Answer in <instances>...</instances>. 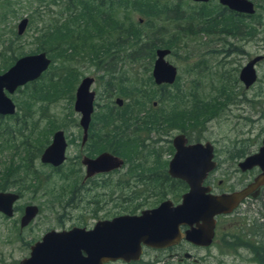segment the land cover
I'll use <instances>...</instances> for the list:
<instances>
[{
    "label": "flooded vegetation",
    "instance_id": "obj_1",
    "mask_svg": "<svg viewBox=\"0 0 264 264\" xmlns=\"http://www.w3.org/2000/svg\"><path fill=\"white\" fill-rule=\"evenodd\" d=\"M188 1L191 2L188 10L177 8L176 3L167 8L170 13L164 16V20L173 24L184 20L186 26L189 22L196 26H222L218 33H203L205 48L203 47L201 59L192 63L193 67L197 63L200 65L196 70L193 67L188 69L190 72L194 69L197 79H202L201 82L190 83L188 91L180 90L177 67L167 58L174 54L177 42V34L171 32V35L159 39H169L174 43L169 47H155L152 58L147 61L148 75L153 83L151 86L156 91L159 90L158 96L141 105L134 104V98L123 96L114 84L115 78L126 67V60L118 52L115 53V73L99 76L103 82L102 95L105 96L102 103L97 102L100 97L91 88L94 78L82 74L78 76L72 93L68 96L60 95L52 100L42 98L43 91L33 87L39 85L35 80L47 71L49 65L35 80L16 87L10 94L6 92L15 111L18 109L25 112L20 115L26 122L25 132L12 140L17 146L22 142L26 144V165L30 169V176L22 179L23 184L15 182L7 189H0L17 195L11 204L12 213L4 215L0 212V215L10 218L15 213L14 222L19 231L31 224L40 212V206L31 201L22 205L17 203L22 196L21 190L34 186L39 180L36 164L50 170L45 173L46 178L52 176V172L61 173L64 186L71 187V197L64 202L65 205L74 204L72 207L84 212L76 215L75 222L53 225L44 230L41 236L50 230L62 231L74 227L90 229L100 220L120 215H139L163 201H169L171 206L177 205L189 187L185 181L171 177L167 169L175 153L173 139L182 135L184 145L203 146L208 143L211 147L209 159L214 165L200 182V186L206 187L205 194L219 195L240 191L244 194L229 211L212 216L211 229L209 224L207 227L200 225V220L179 224L178 236L172 242L158 247L140 244L137 257L108 260L104 264H264V81L259 79V68L264 64V51L260 54L251 53V48L257 46L255 28L257 25H264V0H247L251 4L250 12L230 9L218 0ZM211 1L216 3L209 6ZM141 20L139 18V22ZM226 24L249 26L250 33H226ZM174 28L176 29L175 26ZM196 35L198 34L194 36ZM156 48L169 50L163 59L175 67L171 83L153 82L151 69L156 58ZM45 55L51 60L47 52ZM20 56L22 55L18 57ZM89 56V53H83L73 57V60L81 61V65L91 64L97 71H102L97 69V61ZM257 56L252 64L255 79L246 86L240 78V71ZM71 66L77 71L76 66ZM85 76L92 78L88 90L93 92V97L91 112L86 124H83L82 113L74 110L73 102L75 90ZM103 77L106 78L103 80ZM167 86L171 88L165 90ZM33 89L37 90L34 97L25 96L27 103H32L33 106L23 107L20 102L19 109L15 97L18 94L23 96ZM61 99L71 101L70 105L75 113L72 114L70 110L60 116L45 113L48 105ZM194 106H201V109L195 111L197 120L193 123V118L187 121L186 116H194ZM177 112L185 115L176 117ZM215 119L219 120L220 126L228 127L222 129L219 136L212 138L208 135L207 126ZM56 131L61 132L64 140L63 160L58 165H52L42 162L40 156L52 142ZM68 149L72 150L73 155H69ZM101 153L113 155L121 163L106 170H91L87 162ZM249 156V164H243L244 159ZM63 165L66 166L65 172L60 170ZM15 180L17 181L16 178ZM89 205L90 212H87ZM27 206H35L36 212L30 219L23 221ZM98 210H103L106 214L98 217ZM41 236L31 243L25 242L28 249Z\"/></svg>",
    "mask_w": 264,
    "mask_h": 264
},
{
    "label": "water",
    "instance_id": "obj_2",
    "mask_svg": "<svg viewBox=\"0 0 264 264\" xmlns=\"http://www.w3.org/2000/svg\"><path fill=\"white\" fill-rule=\"evenodd\" d=\"M218 2L233 10L245 12L252 10L247 0H218ZM26 24L27 18L22 17L16 24V33L21 34ZM168 52L167 48L155 49L156 58L151 69L155 84L171 83L174 79L175 67L163 59ZM257 58L258 56L249 61L240 71V78L246 86L255 79L252 64ZM49 63L50 59L46 57L45 52L39 51L16 58L0 73V115H10L15 111L14 104L6 92L10 94L16 87L35 80ZM91 80V77H83L74 94L73 108L82 113L83 124H86L92 109L93 92L88 90ZM183 141L182 135L174 137L175 153L167 169L171 177L185 181L189 187L188 191L182 194L177 205L171 206L169 201H163L152 209L142 211L139 215H120L109 220L97 221L90 229L74 227L62 231L50 230L30 246L28 256L20 259L19 264H104L108 260H127L137 257L140 244L158 247L172 242L178 236L179 224H190L192 221L200 220L202 222L200 225L207 227L209 224L211 229L212 216L229 211L244 192L205 194L206 187L200 186V182L214 165L209 159L211 147L208 143L203 146L184 145ZM63 151V137L60 131H56L52 142L41 154L40 160L58 165L63 160ZM249 162L250 156L244 159L243 164ZM120 163L119 158L101 153L88 161L87 166L93 171H100ZM16 197L15 193L0 191V212L10 215L11 204ZM35 212V206L25 207L22 220L30 219Z\"/></svg>",
    "mask_w": 264,
    "mask_h": 264
},
{
    "label": "trees",
    "instance_id": "obj_3",
    "mask_svg": "<svg viewBox=\"0 0 264 264\" xmlns=\"http://www.w3.org/2000/svg\"><path fill=\"white\" fill-rule=\"evenodd\" d=\"M33 3L35 7L30 12L29 22H33L35 18L41 20V10L43 14L56 13L61 18L45 22L36 31L35 39L40 47L39 50L47 51L52 62L56 63L49 68L50 71L47 69L48 76L43 78L42 74L39 77L42 81L33 87L43 91L42 98L52 100L60 95L68 96L70 92L72 93L75 81L81 74V71H75L73 66L67 64L72 62L73 57L89 53V58L97 61L98 70H102L106 75H113L116 71L114 67L117 52L123 60H126V67L114 81L119 92L126 98H134L133 102L136 105H141L144 101L158 96L156 89L151 86L153 83L150 76H140L139 71L141 70V74L148 72V64L143 63L142 60L147 57L151 59L155 47L160 45L169 47L174 43L169 39L160 40L149 37L147 33L148 30L151 35L155 32L158 34L165 32L153 21L160 15L166 16L170 13L167 8L173 7L170 5L171 0H34ZM178 5L179 2H176V6ZM9 6L8 3H4L0 9V72L21 55L14 45L19 36L13 29L7 30L10 33L9 40L5 42L3 39L6 32L4 22L7 20L8 13L11 12L8 9ZM52 7L54 9H51ZM134 13L140 15L141 22L139 19H133ZM186 17L190 16L186 15ZM177 19L180 18L177 17ZM188 24L181 29L173 27L177 40L183 36L218 33L222 28L217 24L197 26L190 22ZM224 28L225 32L230 34L250 33L249 26L238 27L226 24ZM154 29L160 31L157 32ZM199 65L200 63H197L192 67L198 68ZM36 94L37 90L33 89L21 96L20 102L23 107L31 108L33 104L27 103L25 96L31 98ZM200 109L201 106H194V116H186L187 121L193 118L194 123L197 120L195 111ZM22 114H25L23 110L19 114L15 111L12 115L0 116L1 190L13 186L15 182L23 184L22 179L30 176V169L26 165L28 148L25 143L22 142L17 146L12 140L13 137L21 136L25 132L26 122L20 118ZM183 114L185 115L183 112H177L176 117ZM3 152H6L5 159H1ZM32 176L34 177V174Z\"/></svg>",
    "mask_w": 264,
    "mask_h": 264
},
{
    "label": "rangeland",
    "instance_id": "obj_4",
    "mask_svg": "<svg viewBox=\"0 0 264 264\" xmlns=\"http://www.w3.org/2000/svg\"><path fill=\"white\" fill-rule=\"evenodd\" d=\"M33 2L34 0L32 2L31 0H0V9L4 6V3H8L10 5L8 9L11 10V12L8 13L7 20H5L4 22V31L6 32L3 35V39L5 42H7L9 40L8 38L10 37V33H8L7 30L13 29L16 33L17 22L22 17L27 18V24L23 32L18 35V40L14 39V45L18 48L21 55L38 52L40 47L37 45L35 39L37 29L44 25L45 22L47 23L50 20L61 19L56 13L47 15L43 14L41 10V20H36L35 18L33 22H29L30 12H32V9H34L35 7V4ZM176 2H179V6H177V8H182L184 10H188V7H190L189 3H191L188 0H171L170 5H173ZM215 3V1H211L210 3H208V5L212 6L211 4ZM51 9H54V7H52ZM139 18L140 15H138L137 13L133 14V19ZM153 22L161 29H164L165 32L160 34L155 32L152 38L164 37L168 35V32H175L173 27L175 26L177 28L176 25L182 27L186 26L184 20L177 22L178 24H173V22L169 20H164V16H161L160 18L158 17ZM182 27H179L177 29H181ZM147 33L148 36L151 37V33L149 30L147 31ZM255 34L257 35V46L251 48V53L254 52L260 54L264 51V25H257L255 28ZM203 35L204 34H198L196 36L191 35L179 38L176 42L174 54L167 56L168 60L177 67V82L182 92H186V90L188 91L189 86L191 85L190 83H192L193 81L201 82L202 78L197 79V75L193 73V71L195 72L197 68H194L195 70L193 69L192 72H190L188 69L189 67H192V63H195L199 59H201L203 47L205 48V46H203ZM148 59L149 58H146L143 61L147 63ZM80 62L81 61L73 60L68 64L76 66L77 70L81 71L82 75H88L94 78V83L92 84L91 88L95 91L96 96L100 97L97 99V102L102 103L105 96L102 95V93L104 94L103 82L101 81L99 76L105 74L102 71H97L96 68L91 64L84 63L81 65ZM54 64L56 63L52 62L51 59L48 70ZM48 70L45 71V75L43 74V78L48 76ZM139 73L140 76L148 75V72L146 71L145 74H141V70L139 71ZM105 78L106 77H103L102 79L104 80ZM259 79L261 80V82L264 81V64L259 68ZM41 81L42 80H40L39 78L35 80L37 84H39ZM170 88V86H167L165 90H168ZM198 91L199 93L201 92L200 90ZM158 92L159 90L156 91L157 95ZM202 93H204V90H202ZM20 99L21 96L19 94L14 99L15 102H17L19 109L21 108ZM70 102L65 99L58 100L48 105L45 113L60 116L62 114H67L68 110H70L73 114L75 112H73ZM17 113H20L18 109ZM227 127L228 125H226L225 127L220 126L219 120L215 119L211 121L207 126V129L209 130L208 135L212 138H215L220 135L219 132L222 129H226ZM33 129L36 128L34 127ZM69 130L72 131V128H70ZM47 138H49V136ZM17 139H19V137H17ZM68 151L69 155H73L72 150L68 149ZM5 153L6 152H3L1 154V159L6 158ZM35 167L37 169L36 173L39 180L38 182H35L33 184L34 186L30 185L28 189L21 190L22 196L17 203L22 205L23 203L31 201L34 204H38L40 206V212L31 224L20 231L14 222L15 213L10 218H6L0 215V264H18V261L22 257H26L28 254L29 249L27 244L31 243L35 239H38L39 236H41V234L44 232V230L53 225L72 223V221L75 222L76 215H78L79 212L84 214V212H82V210L78 209L77 207H72V205L74 204L65 205L64 202H66L71 197V187L64 186L61 173L52 172V176L46 178L44 175L50 170L46 167L39 166V164H36ZM60 170L62 172H65L66 166L63 165ZM90 207L91 205L87 206V212H90ZM105 214L106 213L103 210L97 211L98 217H102ZM25 242L27 244H25Z\"/></svg>",
    "mask_w": 264,
    "mask_h": 264
}]
</instances>
